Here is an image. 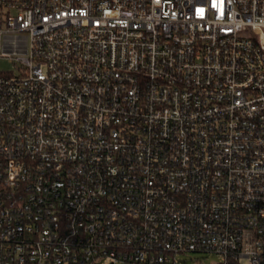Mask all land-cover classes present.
<instances>
[{
    "label": "built area",
    "instance_id": "obj_1",
    "mask_svg": "<svg viewBox=\"0 0 264 264\" xmlns=\"http://www.w3.org/2000/svg\"><path fill=\"white\" fill-rule=\"evenodd\" d=\"M0 264H264V0H0Z\"/></svg>",
    "mask_w": 264,
    "mask_h": 264
},
{
    "label": "rangeland",
    "instance_id": "obj_2",
    "mask_svg": "<svg viewBox=\"0 0 264 264\" xmlns=\"http://www.w3.org/2000/svg\"><path fill=\"white\" fill-rule=\"evenodd\" d=\"M14 70L15 65L10 62L8 57L2 56V43H0V75L12 72ZM221 262V255L188 253L178 255L175 264H219Z\"/></svg>",
    "mask_w": 264,
    "mask_h": 264
}]
</instances>
